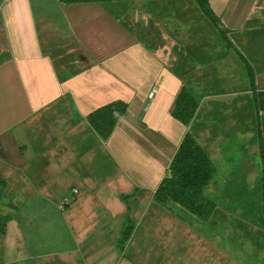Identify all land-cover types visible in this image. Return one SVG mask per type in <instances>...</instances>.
<instances>
[{
    "label": "crops",
    "instance_id": "0c3cea01",
    "mask_svg": "<svg viewBox=\"0 0 264 264\" xmlns=\"http://www.w3.org/2000/svg\"><path fill=\"white\" fill-rule=\"evenodd\" d=\"M261 2L207 0L214 23L196 0H0V264L264 258L218 236L217 206L201 219L158 195L188 134L204 150L203 104L235 107L228 130L254 116L264 139L248 69L263 93ZM184 91L187 123L174 116ZM258 145L238 162L262 194Z\"/></svg>",
    "mask_w": 264,
    "mask_h": 264
},
{
    "label": "rangeland",
    "instance_id": "374dc122",
    "mask_svg": "<svg viewBox=\"0 0 264 264\" xmlns=\"http://www.w3.org/2000/svg\"><path fill=\"white\" fill-rule=\"evenodd\" d=\"M258 7L257 15L264 18V0ZM238 98L236 102L239 105L246 103L245 96ZM258 99L256 113H258V121L261 126L264 116V98L258 97ZM203 101L205 103L213 102L209 99ZM214 104L217 108L203 104L201 119H198L192 127V132L204 148L205 153L216 157V163L211 161L210 166L213 169L212 179L203 191L201 198L206 201L211 211L214 206H217L218 209L213 219L216 220L218 236L231 237L233 250H247L250 253L262 251L264 256V215L263 210L261 211L259 207L262 202V194L258 189L261 187V183L258 184L259 178H254L253 166L250 163L252 159L256 160L258 153L257 144L259 143L255 132V118L251 115L249 118L253 119V123H239L238 127L233 124L231 129L238 130H228L230 127L228 125L232 124V118L237 117L236 114H230L235 107L229 109V105H225L223 101ZM233 104L236 105L234 102ZM225 143L228 145L225 146ZM239 144L242 147H239ZM246 147L248 151L245 158L249 157L250 161L248 169L243 168L246 171L244 173L241 171V161L238 162V159L242 153L241 149ZM248 173L250 176L247 175ZM249 264H264V258L258 260L250 257Z\"/></svg>",
    "mask_w": 264,
    "mask_h": 264
},
{
    "label": "trees",
    "instance_id": "16d2710c",
    "mask_svg": "<svg viewBox=\"0 0 264 264\" xmlns=\"http://www.w3.org/2000/svg\"><path fill=\"white\" fill-rule=\"evenodd\" d=\"M196 1L211 21L217 23L208 7L207 0ZM248 69L254 98L258 101V97L264 98V92L260 94L257 93L254 71L250 66ZM196 109V102L186 91H184L177 99L174 116L183 123H187L188 120H190L195 114ZM96 126L100 128L98 130L101 133L103 132L104 135H108L112 131L113 127L112 125L107 128L105 125L101 124ZM103 126L104 129H101ZM259 146L263 168L262 202L264 215V139L262 138L260 131ZM210 166L211 160L208 155L188 134L172 161L168 177L163 181L158 191L160 201L170 200L178 203L201 219H207L209 217V213H212V211L201 196L213 176V169H211Z\"/></svg>",
    "mask_w": 264,
    "mask_h": 264
}]
</instances>
